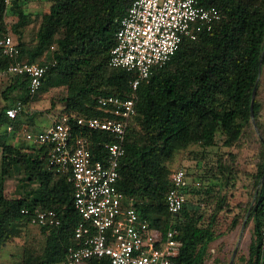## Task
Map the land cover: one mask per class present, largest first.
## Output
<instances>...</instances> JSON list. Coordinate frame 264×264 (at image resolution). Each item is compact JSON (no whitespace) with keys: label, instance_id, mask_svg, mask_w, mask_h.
I'll use <instances>...</instances> for the list:
<instances>
[{"label":"trees","instance_id":"obj_1","mask_svg":"<svg viewBox=\"0 0 264 264\" xmlns=\"http://www.w3.org/2000/svg\"><path fill=\"white\" fill-rule=\"evenodd\" d=\"M133 1L48 0L35 38L27 42L23 28L32 22V15L22 0H12L10 5L0 0V34L8 33L10 10L17 15L11 29L20 48L16 58L0 50V71L8 72L9 78L2 91L7 102L0 107L2 173L5 177L13 163L27 157L24 151H31L25 174L38 179L40 191L39 197H8L0 181V262L3 249L18 240L24 227L34 224L36 209L55 210L60 223L40 226L43 245L32 247L25 240L20 256L11 264L67 263L70 247L79 243L75 229L82 221L69 174L48 165V146L28 140L13 143L16 134L44 113L53 114L55 121L72 116L109 117L98 99L114 95L134 96L136 101L118 180L123 205L139 210L162 235L170 227L177 229L182 243L178 264H206L213 257L210 244L237 227L248 212L246 225L253 221V235L243 264H264V0H197L199 5L216 7L220 18L211 30L200 32L195 39L185 38L173 57L156 67L136 90L133 72L109 64L120 20ZM16 60L48 65L37 93H31L28 75L8 70ZM255 86L253 111L258 132L251 109ZM43 97L48 101L45 109L28 108ZM18 103L24 110L9 117L7 108ZM87 134L94 154H104V143L114 140L101 130ZM192 146L200 147L203 158H209L210 149L216 148L201 176L210 181L205 191L187 170L192 177L187 192L208 195L199 201L186 196L183 208L173 214L167 206L173 186L169 163L179 151ZM245 147L254 149L244 174L251 197L237 204L239 211L226 230H220V213L231 207L227 192L242 176L239 151ZM82 264H111V260L94 256Z\"/></svg>","mask_w":264,"mask_h":264},{"label":"built area","instance_id":"obj_2","mask_svg":"<svg viewBox=\"0 0 264 264\" xmlns=\"http://www.w3.org/2000/svg\"><path fill=\"white\" fill-rule=\"evenodd\" d=\"M5 2L10 5L12 0ZM219 18L216 7L199 5L197 0H134L120 20L109 64L133 72L132 87L136 90L156 67L173 57L185 38L195 39L200 32L211 30ZM0 50L11 57L19 55L17 40L10 32L0 34ZM8 70L28 75L30 91L35 94L48 65L16 60ZM98 104L109 117L72 116L40 131L22 129L26 140L48 146V165L69 174L74 185V203L82 221L75 229L79 243L70 247L67 263L82 264L94 256H107L111 264H178L182 243L177 229L170 227L162 235L139 210L123 205L118 188L127 131L136 113L135 98L107 95L99 97ZM23 110L18 103L7 108V114L15 118ZM96 130L114 137L104 143V154H94L89 148L87 133ZM169 177L173 186L167 194V206L176 214L186 201L190 181L183 166L172 170ZM32 222L58 225L60 218L53 209H36Z\"/></svg>","mask_w":264,"mask_h":264},{"label":"rangeland","instance_id":"obj_3","mask_svg":"<svg viewBox=\"0 0 264 264\" xmlns=\"http://www.w3.org/2000/svg\"><path fill=\"white\" fill-rule=\"evenodd\" d=\"M23 5L27 12H29L32 16V22L26 25L23 28V36L24 40L27 42L32 41L35 38L37 29L40 25V20L42 17V14L48 10L49 8V2L48 0H22ZM6 20L8 22V32H10L15 38L16 35L13 34L14 32L11 29V23L15 22L17 20V15L10 10L7 13ZM262 71V70H261ZM261 76L263 77L264 81V68L262 71ZM9 82L8 78V72L0 71V102L2 100V91L6 88L7 84ZM262 95L264 100V86L262 88ZM56 92V91H54ZM48 103V101L43 97L42 99L33 102L28 108L30 110H43L45 109V105ZM1 107V105H0ZM40 117L45 118H55L53 114L44 113L41 114ZM254 123V121H253ZM256 123V121H255ZM26 128H28L30 131H37L41 130V128H35L34 123L28 124L26 123ZM254 127L256 128L258 132L257 124ZM26 140L22 136V130L18 132L13 140V143H18L19 141ZM215 150L216 148L210 149L208 157L213 158L215 156ZM200 151V147L198 146H192L189 149H183L179 151L175 159L172 160L169 163V166L171 168V171L183 166L186 170H190L191 174L195 176V184L197 187H199L202 191H205L208 187H210V181L202 180V175L205 169V163L209 158H203L201 153H198ZM27 155L26 158H24L23 161L19 163H13L11 165V169L8 174L3 176L2 173V162H3V152L0 147V181H4L5 184V195L8 197H17L21 195H26L30 197H39L40 191H39V181L37 178H29L25 174V168L27 166V161L30 158V155L33 153L31 151H24ZM254 153V149L251 147H245L239 151V156L241 158L240 162V168L242 169V176L238 182V185L229 189L227 192V196L230 202L231 207H227V209L223 210L220 213V230H226L228 224L231 222L233 215L239 211V208L237 207V204L240 201H247L250 199L251 195L249 193L250 189L248 188L247 179H245V171L250 167L251 157ZM212 162V160H211ZM189 177L190 183L192 182V177ZM207 193H202L201 195H195L192 193L187 192V197L191 201H199L201 197L207 196ZM253 204V201L251 205ZM248 212H246V215L244 219L241 221V223L232 229L229 232H225L223 235H221L218 239L213 241L210 244V249L212 251L213 257L209 259L206 264H230L232 258H233V252L238 244V240L240 237V234L242 232V225L243 222L247 216ZM35 226V228L30 229L24 227L22 229L21 237L25 235V240L29 242V244L32 247L40 248L43 245V242L45 241V235L42 236L39 235L36 237V234H38V231H35L37 228L40 229L39 225L32 224V226ZM33 226V227H34ZM253 235V221H250L248 225H245L243 235L238 247V251L236 253L235 259L233 261V264L235 262H239L240 264L244 263V257L248 254V246L250 243V240ZM24 237V236H23ZM20 241L19 247L18 245H15V243L8 245L3 249L2 255H1V262L0 264H11L16 262L18 259V256H20L22 249H23V242ZM219 260V261H218ZM53 264H67L66 262H57Z\"/></svg>","mask_w":264,"mask_h":264},{"label":"crops","instance_id":"obj_4","mask_svg":"<svg viewBox=\"0 0 264 264\" xmlns=\"http://www.w3.org/2000/svg\"><path fill=\"white\" fill-rule=\"evenodd\" d=\"M9 83V82H8ZM8 85V84H7ZM3 97V96H2ZM7 102V100L3 97L2 98V100H1V102H0V105L2 106V105H4L5 103ZM53 122H55V119L54 118H45V117H38L37 119H36V121L34 122V127L35 128H41V129H45V128H47L48 126H50ZM26 125L27 124H25L23 127H26ZM28 126V125H27ZM23 129V128H22ZM34 226V225H33ZM33 226H31V228L30 229H34L35 228V226L33 227ZM35 231H38V234H36V237H38L39 235H43V233H41V231H40V229H36ZM24 236V237H23ZM22 237H21V235L19 236V237H17L18 238V240L15 242V245H18V247H19V243H20V241H23V240H25V235H23ZM19 257V256H18Z\"/></svg>","mask_w":264,"mask_h":264},{"label":"water","instance_id":"obj_5","mask_svg":"<svg viewBox=\"0 0 264 264\" xmlns=\"http://www.w3.org/2000/svg\"><path fill=\"white\" fill-rule=\"evenodd\" d=\"M263 53H264V50H263ZM263 53H262L261 61H260V73H261V68H262V57H263ZM256 89H257V86H255V88H254V92H253V96H252V105H251V109H252V118H253V121H254L255 126H256V123H255V117H254V111H253V103H254V99H255ZM262 182H264V175H263V177H262ZM248 216H249V214H247V216H246V218H245V220H244V222H243V225H242V232H241V234H240V237H239V240H238V244H237V246H236V248H235V250H234V252H233V258H232L230 264H233V261H234V259H235V256H236V253H237V251H238V247H239V244H240V241H241L242 235H243V231H244V228H245V225H246L247 219H248Z\"/></svg>","mask_w":264,"mask_h":264}]
</instances>
